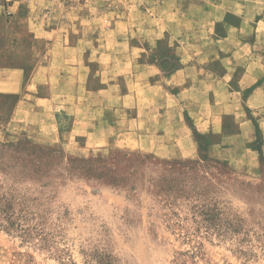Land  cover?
Returning <instances> with one entry per match:
<instances>
[{"label": "rangeland", "instance_id": "374dc122", "mask_svg": "<svg viewBox=\"0 0 264 264\" xmlns=\"http://www.w3.org/2000/svg\"><path fill=\"white\" fill-rule=\"evenodd\" d=\"M163 1L0 0V144L27 141L45 146L61 153L64 163L72 159H103L109 168L115 169L114 158L125 153L133 159L144 157L149 164L205 166L236 181L263 182L264 106L255 111L247 98L252 88L264 80V0ZM168 9L177 15L187 11L190 22L178 23L177 32L170 35L164 30L161 38V32L147 34L142 29L155 23L154 15ZM224 10L223 23L227 27H217L213 38L207 23ZM149 13L153 15L147 19ZM58 28L67 29L69 43L81 33L88 39L95 37L93 50L88 49L90 42L85 40L87 43L78 48V56L75 50L63 51L73 61L82 54L84 65L59 66L61 48L53 44L64 43L65 33L49 32ZM225 36L227 39L219 45L226 43L235 48L241 42L252 43L254 55L247 48L240 55L235 54L234 60L241 66L231 64L232 58L216 65L193 66L191 72L185 71L170 85L165 84L162 94L151 92L154 101L163 97L151 107L155 111L168 109L163 114L165 117L175 116L171 110L174 106L167 105L176 103L184 125L179 135L187 134L191 144L183 135L172 148L154 146V151L143 150L131 143L130 138H124L123 133L127 132L124 129L97 130L104 119L117 118L123 113L136 115L137 109L147 103L145 84L159 79L163 83L174 71L185 68L180 65V58L193 57L209 42ZM122 42L127 45L122 46ZM186 42L189 45L180 49L178 56L176 45L186 46ZM195 44L201 46L197 49ZM133 45L147 46L149 50L135 49L132 57L137 62L132 66L115 63V59L123 61L122 56L130 57L129 46ZM106 47L113 53L111 63L97 64ZM227 51L230 53V49ZM145 60L156 65L146 68ZM245 69L248 74L259 70L261 80L240 83L238 78ZM150 72L158 74L149 79ZM210 74L216 79L204 82L205 78L212 80L208 78ZM186 75L194 78L190 82L192 90L181 92L187 86L181 83ZM81 81L84 92H94L93 96L75 97L78 91L82 92ZM174 81L180 85L172 86ZM50 82L53 103L62 107L50 118L53 126L28 118V110L37 107L33 95L51 92ZM60 88L66 95L56 97L55 91L60 92ZM220 88L221 94L213 93ZM209 89L212 91L208 92ZM186 93L194 103L190 108L185 105ZM259 99L254 103L259 104ZM205 112L220 116L218 128L205 131L203 126H198L196 115ZM95 117L97 123H93ZM243 121L246 124L241 126ZM147 171L154 176L150 168ZM18 187L38 196L40 203L51 210L44 225L47 242L43 243L36 234L25 238L0 226V264H98L87 261L86 254L94 252L98 261L111 264H264V251L257 247L252 255L246 256L241 252L246 246L233 239L186 234L177 227L178 219L167 207L153 203L146 182L138 186L133 197L102 180L75 174L55 187L42 188L29 181ZM231 199L234 206L243 209L244 204ZM183 223L190 226L187 220Z\"/></svg>", "mask_w": 264, "mask_h": 264}, {"label": "trees", "instance_id": "16d2710c", "mask_svg": "<svg viewBox=\"0 0 264 264\" xmlns=\"http://www.w3.org/2000/svg\"><path fill=\"white\" fill-rule=\"evenodd\" d=\"M257 151L261 155L260 148ZM63 158L54 149L27 141L0 144V226L25 238L36 234L43 243L47 242L44 225L51 210L40 203L38 196L18 186L29 181L42 188L55 187L75 174L124 189L131 197L146 182L153 203L167 207L177 217V227L186 234L233 239L246 246L241 250L246 256L252 255L256 247L264 251V181H236L205 166L149 164L144 157L133 159L125 153L114 158L115 169L103 159H72L64 163ZM231 198L244 204L243 209L234 206ZM183 220L190 226L185 227ZM97 256L96 252L86 254L87 261L111 264L98 261Z\"/></svg>", "mask_w": 264, "mask_h": 264}, {"label": "crops", "instance_id": "0c3cea01", "mask_svg": "<svg viewBox=\"0 0 264 264\" xmlns=\"http://www.w3.org/2000/svg\"><path fill=\"white\" fill-rule=\"evenodd\" d=\"M168 0H164L163 2H166ZM221 6V4H220ZM168 10H164V11H160L159 13L156 14V16H153V20H155L154 24H151V26H145L142 29H144L147 34H152V33H157L159 34L161 32V35L159 36V38L162 37V34H164V30L170 35L172 33L177 32L178 30V23L182 22V23H189L190 20V16L189 13H187V11L183 12L181 15H177L176 12L174 11H169ZM212 9H210L211 12ZM226 12V10L222 11L220 13L219 16H215L214 18H212L211 20H209V22L207 24H209V26L211 28H209V33L211 34V36L213 38H216V32H217V27H223V29H225L227 27V24L223 23V14ZM153 15V13H149V15H147V19L150 18ZM172 16V17H171ZM178 16H181V18H177ZM188 19V20H187ZM187 20V21H185ZM152 22V21H151ZM154 22V21H153ZM58 30V31H57ZM57 30H49V32L51 33H56L58 34L59 32H63L65 33V38H64V43L62 42H57V44H53V47H58L61 48V56L58 59L59 60V66L61 65H65L67 63H71L74 64L76 66L79 65H84V61H82V54H79V59L77 58V61H73V59L71 58H67L66 55H63V51H67V52H71L72 50H75V55L78 56V48H81V45L83 46V42H85V40H88V42H90L88 49H95L96 46H94V40L95 37L92 35L90 39L85 38L83 36L84 33H81L79 35H77L74 39V41L72 43H69L67 41V35H68V31L67 29H63V28H58ZM201 31V30H200ZM130 32V31H128ZM189 31H185V33H187ZM50 34V33H49ZM227 36L225 37H221L219 40H215V42H209V45L205 48H200V53H198L197 55L193 56V57H187L189 59H183L180 58V65H182L185 68H181L179 70L174 71L168 78L163 80V83L160 82L159 80L156 81H152L149 82L147 84H145V91L147 94V99H145V103L144 107L142 108H138L136 115L131 116V115H127L125 113H123L122 115H120L117 118H108V119H104L102 120L100 123L101 125L98 126L97 130H101V129H107V130H115V129H124L127 132H124V138H130V142L136 144V146L142 148L143 150H150V151H154V146H156V148H163V147H169L172 148L173 146H177V143L179 142L180 139L184 138L182 137L183 135L188 138V135L183 133L182 135H179V132H183L184 131V125L182 123V117L180 116L179 112H178V106L176 105V103H173V105H167V107H171V110L174 112L175 116L173 118L170 117H165V115L168 113V109L164 112V111H155L153 110V108L151 107V104L154 102H157L159 99L163 100V97H158L155 99V101L152 99V95L151 92L152 91H159L160 93L165 91V84L170 85V83L172 82V80H174L175 78H179V76L182 74L183 72H191V70H193V66L196 65H207V63L209 65H216L219 64L221 61H224L227 58H232V63L234 65L237 66H241L240 63L238 61L234 60L235 54L240 55V51L243 49H249L251 50V53H253L254 55V45L252 43H246V42H241L237 45H235V48L233 47H228V45L226 43H223L221 45H219V42H223V40H226ZM87 42H85L86 44ZM122 46L127 45L126 43L122 42L121 43ZM189 44L188 42H186V46H182L179 45V43L176 45L177 50V55L180 54V49H183L185 47H187ZM61 46V47H59ZM201 45L199 44H195L194 48H199ZM129 49L131 50V56L130 57H125L122 56L121 58H124L123 61H119L117 59H115V63L117 64H121V65H129L132 66L133 64H136L137 60H135V58L132 57L133 51L135 49H139L140 52H146V50H149L148 47L143 46V45H133V46H129ZM230 49V53L227 51ZM187 50V49H186ZM186 50L184 49V51L186 52ZM229 53V55L227 54ZM66 54V53H65ZM112 52L109 51V47H106V50L100 53V56L98 57V63L99 62H106L105 64H107V62L111 63V59H112ZM203 55V59L200 55ZM188 55V54H186ZM179 56V55H178ZM105 57V58H103ZM210 58V61H208ZM104 59V61H103ZM191 59V60H190ZM202 59V60H201ZM76 60V59H75ZM201 60V61H200ZM88 62H94V61H88ZM149 63H147V60H145V63H143V66H145L146 68H152L154 65H156L152 60L148 61ZM238 62V63H237ZM85 64H92V63H85ZM71 66V65H70ZM65 68L67 66H64ZM248 70L245 69V71H243V73L241 74V76L238 78V80L240 81V83L244 82V80H249L251 81V83L257 82L261 80V73L259 70L254 71L251 74L247 73ZM155 74H158V72H150L147 73V77H150L149 79H151L152 77H154ZM190 75H186L185 77H183V79H181V83L186 84L187 86L183 87L181 92H189L190 90H192V85H190V82L194 80V78L189 77ZM205 77V76H204ZM203 77V78H204ZM187 78V79H186ZM208 78L210 79H203L204 82L206 81H214L216 78H212V75L210 74ZM230 78V77H229ZM49 81H44L45 84H48ZM78 82V80H77ZM82 83H79L80 87L79 89L82 90L78 91L79 93H76L75 97L79 98L84 97L86 94L89 96H93L94 92L90 93L89 91L84 92V82L81 81ZM78 84V83H76ZM180 83L174 81L172 86H179ZM250 85V84H249ZM248 85V86H249ZM51 88V92L43 94V95H39V96H34L33 95V99L36 102L37 107L35 109H30L28 110V118L32 119V120H36L38 122H43L44 124L53 126L54 124H52V120L50 118H54V113L61 107V105L59 106V104L53 103V98H54V92L52 90L51 87V82H50V87ZM65 86H63L62 89H64ZM241 88L242 87L241 85ZM60 88V92L55 91V93H58L56 97H60V96H65L66 93L64 94V90H62ZM220 90H213V93H220ZM228 90V89H227ZM212 91L211 89H209L208 92ZM31 92V91H30ZM81 92V93H80ZM149 92V94L147 93ZM261 92H264V80L262 81V84L252 88V90L250 91V94L248 95L247 98V102L248 105L250 107H252V109H256L255 111H257V109L259 110V108L261 106H264V96L261 97L259 99V95L261 94ZM35 93V92H32ZM99 93V92H98ZM162 94V93H161ZM210 94V93H209ZM231 94V93H230ZM167 95V93H166ZM264 95V94H263ZM126 96V95H125ZM187 96V101L185 102V105L188 106L189 108L191 106L194 105L193 101H192V97L189 96V93H186ZM177 97V96H176ZM154 98V97H153ZM257 99L260 100V103H254ZM226 106H230V104H228V102H225ZM62 108V107H61ZM134 108V107H133ZM188 109V108H187ZM97 110H101L98 109ZM189 113L191 114V111L188 110ZM211 112H212V106H211ZM165 113V115H163ZM197 117V121H198V126H203L202 128H204V130L206 131L207 129H215L218 128V124L220 121V116L219 115H207V113L205 112L202 116L200 115H196ZM93 123H97V119L95 117V121ZM150 124V125H148ZM242 124H246V121L240 122V125L242 126ZM218 126V127H217ZM151 127V128H150ZM96 129V128H95ZM135 129V130H134ZM151 129V131H150ZM139 130H143V131H148V132H142ZM171 133L173 134V136H168V134ZM190 138H188L189 140ZM145 143V144H143ZM189 144H191L190 140H189ZM158 150V149H157Z\"/></svg>", "mask_w": 264, "mask_h": 264}]
</instances>
